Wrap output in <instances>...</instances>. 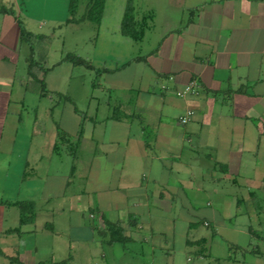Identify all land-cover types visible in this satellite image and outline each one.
Wrapping results in <instances>:
<instances>
[{"label":"crops","instance_id":"obj_1","mask_svg":"<svg viewBox=\"0 0 264 264\" xmlns=\"http://www.w3.org/2000/svg\"><path fill=\"white\" fill-rule=\"evenodd\" d=\"M69 1L0 0V160L9 155L23 169L24 201L34 203L24 222L18 207L7 226V207L21 201L0 199V264H16L6 256L21 264H134L128 253L145 264L165 248L158 236L175 241L176 211L187 217L184 245L202 258L209 241L191 235L196 224L211 230V244L222 229L252 236L255 218L264 225V0H132L138 19L153 14L138 42L120 31L128 0H112L111 26L106 0L91 48L79 54L102 73L64 61L74 50L59 49L51 62L40 52L44 90L29 75L31 47L21 32L51 40L70 31L78 46L85 21L65 23ZM29 4L51 16L41 19ZM80 68L93 81L81 84ZM193 79L199 94L177 96ZM188 110L192 120L182 124ZM23 112L33 123L20 135ZM4 180L10 195L16 183ZM239 216L247 217L240 226ZM115 237L129 244L121 258L111 256Z\"/></svg>","mask_w":264,"mask_h":264},{"label":"rangeland","instance_id":"obj_2","mask_svg":"<svg viewBox=\"0 0 264 264\" xmlns=\"http://www.w3.org/2000/svg\"><path fill=\"white\" fill-rule=\"evenodd\" d=\"M111 2L112 0H108L106 11H105L107 14V16L105 17V22L109 20L110 26H111V20L108 19L110 17L108 14L110 11L111 13L115 11V6H113ZM85 4H86V0H84V2L81 3V6L78 11V15H77L78 17H81L83 15ZM29 6H30L29 11L35 13V15H37L41 19H48L51 16L50 13L52 10H49L50 8L45 9V8L37 7L36 10H33L32 5L29 4ZM56 11L57 12L61 11V6L59 7L58 5ZM123 11L125 12V10ZM64 12L66 13V16L68 17L69 16V2L67 4L64 3ZM99 25L100 23L96 24L91 21H85L84 24L82 23L80 27V31L78 33V37L80 38L79 39L80 41H79L78 46L76 47L75 45L74 46L71 45L70 38H71V35L73 34L70 31H67L65 33V37L63 39L62 38L61 39L51 38V40H49L47 43L46 42H43V43L40 42V44L37 43L36 49L37 50L39 49V50H38L36 59L40 61L42 58L41 53L43 54V52L46 51L47 53L49 52L51 55V59H50V62H51V60L54 59L55 56L58 54L57 51L62 48L65 51L66 49L70 51L74 50L75 52L73 53H76L78 55L79 54L86 55V53H88V51L91 48V42L93 43L94 41L93 40L94 33L96 34L95 28ZM103 40H104L103 38L100 39L99 43L104 42L106 45L109 44V41L107 40L103 41ZM63 45L64 47H62ZM80 70L82 72H85L84 74L87 75L86 77L85 75L84 77L80 76L81 84L83 81L84 82L86 81V84H87L88 76L89 75L92 76V75L89 71H86V69L84 68H80ZM93 79H94V76H92V80L90 81H93ZM97 82H100V78L97 80ZM87 86L88 85H86V90L84 94L86 96H87V93L89 92V89H87ZM36 91H38V89L37 87H35V85H33L32 92L34 93ZM36 93H39V92H36ZM53 98L56 99L55 96H53ZM49 105L51 106V104ZM55 114H54V118L56 119ZM28 119H29L28 115L25 112H23V121L20 124V128H21L20 135H24L25 131L27 132L29 130V124L33 123L32 120L31 122L30 119L29 120ZM14 155L16 156L17 154H14ZM64 157H65V160H64V164L62 165L63 166L62 169L66 167V170H64V172H66L67 165L69 168L71 158L70 156H67V155ZM8 162L11 164L9 165ZM58 166L60 165L58 164ZM22 171L23 169L17 166L14 160L11 161V158L9 155L0 160V199L3 198L4 201H8L9 199V202L11 201L12 203H14L15 201H24L27 199V195H28L27 187L21 181L20 182L18 181V180H22V175H23ZM5 177L8 180H10V183L11 181L16 183L14 184V187H13L14 190L13 188L9 190V192L13 191L12 193H10V195L8 193L5 194L8 191L7 185H5V180H4ZM17 181L21 185L20 189H18L19 191L15 190V186L17 188V183H18ZM77 185L79 186V184H76V187ZM80 187L82 186L80 185ZM239 192H240V195L242 196L243 191H239ZM7 208H9L11 213L9 214V218H6L9 222L6 221L5 225L9 226L11 225V223H13L12 221H15V219L17 220L16 213H18V206L14 205L12 207H7ZM38 210H40L39 212H41L39 216L40 221H44L46 219L45 208L38 206ZM184 215L185 214L183 212H179V211L175 212L176 232H177L175 241L171 239L170 235L158 236L157 238L159 240L158 242L160 244H163V247L165 246V248L161 250L158 249L156 251L155 259L143 258L146 260L145 264H264V239L253 238V236H250L243 232H234V231H228V230L222 229L219 232V234L216 235V238L214 239L213 244H211L210 243V238H212L211 230L201 224H196L195 228L192 229L193 233L191 232L192 233L191 235H195V237L199 239L205 237L209 241V245H208L207 252H206L207 254L203 258L199 257L198 252H196L198 248L192 247V246L186 247L183 243V240L181 239L179 235L184 230L185 223L187 222V217ZM233 220L236 221V223L240 226V225H243V223L247 220V217L239 216L237 218H234ZM257 220L263 221V218H255L253 221L255 222L253 226H254L256 233L263 236L264 235V225H259ZM90 222L93 223V221H90ZM90 222L86 218V223L88 224ZM50 235L51 234H48L49 237L46 236V239H48L47 242L49 243V245H50V242L52 241L50 238ZM191 235L190 237H192ZM27 239H28V236H27ZM128 245H129L128 243H122V242L118 243L117 242L116 245L113 246V252L111 253V256L114 255L116 258H121L120 256L125 250L124 246H128ZM237 245L242 247L243 250L240 248L236 249L235 247H232V246H237ZM256 248H258V251L252 252ZM125 253H128V250H126ZM229 255L233 257V260L231 261L228 260ZM133 256L134 254L128 253L129 263L132 262L134 264L135 263L142 264V262L139 263V261L137 260L138 258L134 259Z\"/></svg>","mask_w":264,"mask_h":264},{"label":"trees","instance_id":"obj_3","mask_svg":"<svg viewBox=\"0 0 264 264\" xmlns=\"http://www.w3.org/2000/svg\"><path fill=\"white\" fill-rule=\"evenodd\" d=\"M84 0H70L69 1V16L66 20V24H71V23H80L83 21H91L93 23L99 24L101 22V19L103 17L104 9H105V3L106 0H86V4L84 6V13L81 17H78V11L81 6V3H83ZM153 14L148 13L143 15L140 19L137 18L136 13H135V8L133 6V1L128 0L127 1V6L123 15V19L121 22V27L120 31L124 36H127L131 38L133 41L138 42L141 41L144 37L146 29L149 27V21L152 19ZM22 39L27 41L30 44L31 47V55L29 58V75L32 76L34 79H37L39 84L41 85V89L45 90V85H44V80L43 76L45 75V70L43 68H40L39 62L36 59V56L38 54V50L36 49V44H40V42H48L49 38L43 35H35L33 33L28 32L24 28L22 29L21 32ZM64 61L70 62L74 65L78 66H83L87 69L95 70L99 73H102L103 70L96 69L89 60L86 58L81 57L80 55L77 54H67L64 58ZM40 70V73H42V78L39 79L37 75L35 76L34 73L38 72ZM63 136L59 134V138H62ZM21 210V223L24 222V220L27 218V215L25 213L26 210L29 208H33L34 203L30 201H21V202H16L15 203ZM113 233L119 234L122 233V229L120 226L118 227L117 224H113L111 226ZM19 232V229H13L11 230L12 233L14 232ZM251 235L253 238H258V239H264V235L261 236L258 233L251 232ZM119 239L125 240L124 237L118 238L115 237L111 240L112 243L118 242ZM205 240H200L197 242V244H203ZM235 247L236 249H239L237 246H232ZM243 250V248H240ZM258 248L254 249L252 252H257ZM0 255L5 256L2 250L0 249ZM7 259L13 263L16 264H21L18 260L17 257H8L6 256ZM230 260H233V257H229ZM37 264H46V263H37ZM47 264H68V261H62L59 263H47Z\"/></svg>","mask_w":264,"mask_h":264},{"label":"built area","instance_id":"obj_4","mask_svg":"<svg viewBox=\"0 0 264 264\" xmlns=\"http://www.w3.org/2000/svg\"><path fill=\"white\" fill-rule=\"evenodd\" d=\"M200 92V84L196 79L191 80L183 89L177 92V96L185 98L187 96H197ZM194 112L188 110L184 115L179 117L182 124H187L192 120Z\"/></svg>","mask_w":264,"mask_h":264}]
</instances>
